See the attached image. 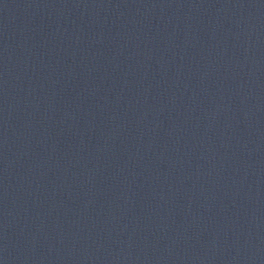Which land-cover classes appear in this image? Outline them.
I'll return each mask as SVG.
<instances>
[{
	"label": "water",
	"instance_id": "obj_1",
	"mask_svg": "<svg viewBox=\"0 0 264 264\" xmlns=\"http://www.w3.org/2000/svg\"><path fill=\"white\" fill-rule=\"evenodd\" d=\"M0 264H264V0H0Z\"/></svg>",
	"mask_w": 264,
	"mask_h": 264
}]
</instances>
